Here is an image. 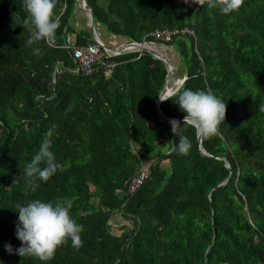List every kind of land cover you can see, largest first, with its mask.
<instances>
[{
	"label": "trees",
	"instance_id": "1",
	"mask_svg": "<svg viewBox=\"0 0 264 264\" xmlns=\"http://www.w3.org/2000/svg\"><path fill=\"white\" fill-rule=\"evenodd\" d=\"M22 3L0 0V264H264V0L228 15L193 0H85L93 22L123 39L177 30L164 45L177 55L179 88L226 103L220 135L200 144L193 128L175 137L156 113L165 61L125 52L110 72L83 74L61 46L64 31L76 44L92 40L69 23L76 0H57L55 14L65 8L54 42L31 46ZM177 99L159 107L182 127ZM53 126L61 167L32 192L24 168ZM180 135L187 155L174 148ZM142 164L149 175L129 193ZM36 199L72 201L81 247L69 241L43 262L15 254V205ZM117 214L126 223L113 232Z\"/></svg>",
	"mask_w": 264,
	"mask_h": 264
},
{
	"label": "clouds",
	"instance_id": "2",
	"mask_svg": "<svg viewBox=\"0 0 264 264\" xmlns=\"http://www.w3.org/2000/svg\"><path fill=\"white\" fill-rule=\"evenodd\" d=\"M80 2L84 7L85 1ZM193 2L200 6L206 5L210 10H218L222 15H228L239 10L244 0H193ZM56 5L57 0H23L22 6L26 17L21 23L31 33L27 46L41 41L48 44L54 42L56 31L60 26V17L55 14ZM172 74L174 75V72ZM168 81L167 86L171 83ZM174 95L177 96L176 103L184 113L182 127L175 119L169 121L175 137L186 127L193 128L206 139L220 135L219 126L222 122L224 123L226 117V103L221 98L214 95L211 90L193 91L178 88L175 92L158 96L159 101H167ZM259 111L264 112V105L259 107ZM54 128L55 126L48 130L41 141L39 150L25 165L24 174L32 192L39 187L38 181H47L61 167L50 150ZM191 147L190 140L184 135H180L179 143L174 145L175 150L182 155H187ZM71 207V200H58L53 203L36 199L23 205L17 203L15 205V211L18 212L16 238L21 242V246L15 249V254L20 258L33 257L43 262L51 260L57 248L66 245L69 241L72 247H81L83 225L78 224L70 216ZM4 247L5 251L13 254L10 244Z\"/></svg>",
	"mask_w": 264,
	"mask_h": 264
},
{
	"label": "built area",
	"instance_id": "3",
	"mask_svg": "<svg viewBox=\"0 0 264 264\" xmlns=\"http://www.w3.org/2000/svg\"><path fill=\"white\" fill-rule=\"evenodd\" d=\"M80 1L84 2L83 0ZM64 8L65 4L61 7L60 12L57 14L58 16L64 11ZM176 32L177 30L156 29L148 34L150 38L148 40L144 38L141 42H138L132 39H124L120 40L116 45L107 46L95 33H93L91 41H86L84 44H76L71 32L64 31L61 46L71 52V57L77 65V70L83 74H89L95 68H101L108 73L117 64L112 59L113 56L125 52H136V57H139L144 51L153 52L154 56L165 61L167 68L173 73L174 67L169 63L170 60L165 55L163 56L159 48L165 47V42L169 41ZM183 80V78L179 79L178 77L172 79L171 83L168 84L171 93L180 87ZM148 175V167L142 164L137 173L127 181V191L129 193L135 192Z\"/></svg>",
	"mask_w": 264,
	"mask_h": 264
},
{
	"label": "rangeland",
	"instance_id": "4",
	"mask_svg": "<svg viewBox=\"0 0 264 264\" xmlns=\"http://www.w3.org/2000/svg\"><path fill=\"white\" fill-rule=\"evenodd\" d=\"M69 23L74 27L79 25L84 29L93 31L92 33H95L107 46L116 45L120 42V40H124L123 37L110 33L101 23L93 22L91 24V22L86 18L85 10H83L82 8H79L73 14V16L69 19ZM159 50L161 51L163 56L165 55L170 60L172 66L174 67V75H172V79L173 76H175V68H177V65L179 66L177 55L175 52L170 51V47L166 50V47L163 46L162 48H159ZM114 217L115 218L112 231L116 232L119 231L117 229L118 225L126 223V220L123 219L119 214L115 215Z\"/></svg>",
	"mask_w": 264,
	"mask_h": 264
},
{
	"label": "water",
	"instance_id": "5",
	"mask_svg": "<svg viewBox=\"0 0 264 264\" xmlns=\"http://www.w3.org/2000/svg\"><path fill=\"white\" fill-rule=\"evenodd\" d=\"M84 1H85V0H84ZM84 7L88 10V12H89V16H90V18H91V21L93 22V15H92L91 10L88 8V6H87L86 4L84 5ZM152 53H153V52H152ZM167 71H168V73H167L166 83H167V80L169 79L170 75L172 74V72H171L168 68H167ZM172 75H173V74H172ZM166 83H165L164 86L162 87L159 96H160L161 94L171 93V89L168 88V86L166 85ZM159 103H160V101H159V97H158L157 100H156V104H155V107H156V113H157L158 117H159L160 119H162V120H165V121H170V120H172V119H175V118H167V117L163 116L162 113H161L160 107H159ZM182 119H183V118H182ZM175 120H181V119H175ZM197 140H198V142H199V144H200V142H201V136H200L198 133H197ZM199 149H200V151H201L203 154H206L205 151L202 149V147H200Z\"/></svg>",
	"mask_w": 264,
	"mask_h": 264
},
{
	"label": "crops",
	"instance_id": "6",
	"mask_svg": "<svg viewBox=\"0 0 264 264\" xmlns=\"http://www.w3.org/2000/svg\"><path fill=\"white\" fill-rule=\"evenodd\" d=\"M79 8H82L83 10H85L86 18H87L88 21H90L91 24H92L93 22L91 21V18H90V16H89V12H88V10L85 9L84 7H82L80 0H76L75 12H76ZM75 12H74V13H75ZM76 22H77V21H76ZM76 25H77V24H76ZM76 27H77L78 29L83 28V27H81V26H79V25H77ZM92 32H93V31L90 30L91 38H92V35H93ZM71 34H72V36L74 37V33H71Z\"/></svg>",
	"mask_w": 264,
	"mask_h": 264
}]
</instances>
